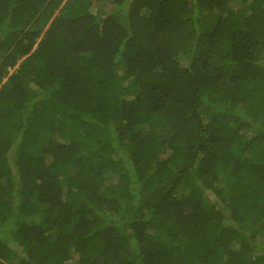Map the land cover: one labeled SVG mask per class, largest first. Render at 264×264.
<instances>
[{"label": "trees", "instance_id": "16d2710c", "mask_svg": "<svg viewBox=\"0 0 264 264\" xmlns=\"http://www.w3.org/2000/svg\"><path fill=\"white\" fill-rule=\"evenodd\" d=\"M0 264H264V0H0Z\"/></svg>", "mask_w": 264, "mask_h": 264}]
</instances>
